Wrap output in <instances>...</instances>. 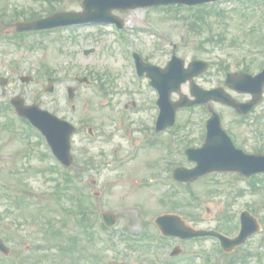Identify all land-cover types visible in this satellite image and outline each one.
Returning a JSON list of instances; mask_svg holds the SVG:
<instances>
[{"label": "rangeland", "instance_id": "obj_1", "mask_svg": "<svg viewBox=\"0 0 264 264\" xmlns=\"http://www.w3.org/2000/svg\"><path fill=\"white\" fill-rule=\"evenodd\" d=\"M80 2L0 0V76L9 78L0 86V104L18 95L75 125L68 171L74 180L59 194L54 177L61 175L51 168L54 161L44 140L13 118L12 111V124L0 114V236L11 258L0 264H70V257L74 264H100L96 260L102 257L111 264H158L156 251L166 256L175 242L183 252L195 254L193 261L177 264H199L197 252L222 264H233L234 259L236 264H264V175L246 179L238 173L213 172L185 183H166L174 167L194 166L183 150L201 145L209 113L204 106L182 109L175 125L157 135L156 92L148 78L134 76L131 61L136 52L144 63L164 66L173 51L185 66L193 59L205 60L207 70L194 81L203 88L226 89L227 70L248 67L255 73L264 61V1L223 0L204 4L208 6L200 13L178 5L112 10L123 23L121 29L91 23L24 37L5 34L18 20L80 11ZM76 74L87 76L91 84H79ZM21 75L32 79L21 82ZM49 79L55 84L52 93L45 90ZM67 87L74 89L72 99ZM182 93L189 95L188 82L172 98ZM212 106L236 146L248 153L264 151V89L254 112L245 117L223 104ZM158 162L166 170H157ZM92 178L96 185H90ZM94 190L100 195L94 196ZM28 196L41 204H27ZM101 210L117 218L106 232L114 239L109 245L89 234L94 231L91 223L101 221ZM242 210L256 218L259 229L229 255L220 253L210 237L165 238L163 246L155 242L148 248L130 240L133 233L160 239L153 219L163 213L177 214L194 228L231 235ZM51 228L62 232L54 235Z\"/></svg>", "mask_w": 264, "mask_h": 264}, {"label": "water", "instance_id": "obj_2", "mask_svg": "<svg viewBox=\"0 0 264 264\" xmlns=\"http://www.w3.org/2000/svg\"><path fill=\"white\" fill-rule=\"evenodd\" d=\"M207 1L212 0H136L125 5H122L123 3L120 0H84L83 7L85 11L81 13V15H76L74 13H58L48 17L47 19L34 23L18 24L17 30L51 27L58 24L70 23L73 21L68 19L71 15L73 18L74 16H80L78 18L83 19L86 17L84 15L88 14V6L91 4L104 6V10H106V12L96 14V17L102 19L112 8L127 9L136 6H152L159 4L166 5L171 3L196 4ZM205 66V63L193 61L189 63L187 68H184L183 61L178 59L176 56L172 57V59L168 62L167 67L164 69L147 66L150 67L147 69L148 75L151 78V84L157 88L160 95L158 100L160 114L157 121V129L160 130L172 125L175 111L180 106H190L213 98L215 100L233 104L239 111L246 112L255 102L259 100L261 95V85L264 83V74L257 77H250L246 75L248 78L247 81H249L250 85H248V87H236L237 90H247L254 94V100L251 103H234V101L225 95L221 90L213 89L203 91L193 82H191V93L193 95L196 94L199 97L198 99L189 101L186 98H181L177 102H172L170 99L171 93L173 91H177L181 83L185 82L187 79L191 80L193 76L203 71ZM254 81L257 82V85L252 83ZM13 102L17 106L20 114L29 117L42 130L46 131L49 138L53 141L52 144L56 153L61 157V160L69 163L70 158L67 154L68 140L72 131L71 128L66 123L59 122L54 119L50 116V114L39 111L36 106L24 107L19 100H13ZM50 122L56 126L53 130L50 126ZM186 153L190 159L197 161V166L193 169H176L174 177L178 180H191L212 170H235L245 175H251L258 171H264V156H249L235 150L231 142L225 137L223 132L220 131L218 126V117L215 114H213L212 118L208 121V134L205 144L202 148L187 149ZM242 220L243 229L237 239L229 240L221 237L222 245L225 249H231L234 245L242 243L249 234L256 230L257 224L255 220L248 215V213H243ZM157 222L164 234H179L184 237L206 233L204 231H192L184 228L183 223L174 216H161L157 219ZM3 247L2 241L0 240V248L3 249Z\"/></svg>", "mask_w": 264, "mask_h": 264}]
</instances>
